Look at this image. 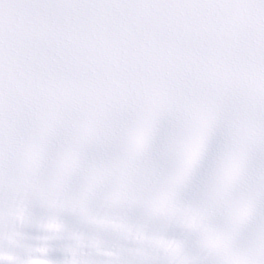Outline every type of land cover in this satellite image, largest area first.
Listing matches in <instances>:
<instances>
[{
	"label": "snow or ice",
	"instance_id": "obj_1",
	"mask_svg": "<svg viewBox=\"0 0 264 264\" xmlns=\"http://www.w3.org/2000/svg\"><path fill=\"white\" fill-rule=\"evenodd\" d=\"M0 264H264V0H0Z\"/></svg>",
	"mask_w": 264,
	"mask_h": 264
}]
</instances>
